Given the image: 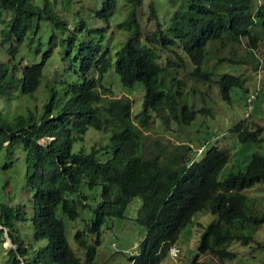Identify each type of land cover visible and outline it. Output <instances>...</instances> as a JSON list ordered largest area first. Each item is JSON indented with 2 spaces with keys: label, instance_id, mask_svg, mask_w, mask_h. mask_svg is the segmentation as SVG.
Returning a JSON list of instances; mask_svg holds the SVG:
<instances>
[{
  "label": "trees",
  "instance_id": "16d2710c",
  "mask_svg": "<svg viewBox=\"0 0 264 264\" xmlns=\"http://www.w3.org/2000/svg\"><path fill=\"white\" fill-rule=\"evenodd\" d=\"M94 1L96 7L85 13L79 8L72 11V0H0V51L7 55L0 59V150L5 149V165H10L14 147L20 144L24 149L25 182L32 189L35 209L33 238L45 241L38 248L26 246L16 225L27 218L24 205L0 203V224L18 248H10L7 264H93L103 223L123 216L136 195L141 198L136 220L146 232L138 253L129 257L132 264H158L181 228L203 208L214 218L204 227L198 251L187 264H215L199 258L203 254L222 262L232 260L236 251L231 245L253 240L264 222V208L243 191L264 180V154L253 152L244 169L219 179L227 148L212 144L196 159L189 155L191 146L185 150L178 143L168 148L158 141L145 154L144 129L157 118L164 126L175 122L178 128L195 122L201 131L204 116L214 114L201 85L212 81L221 99L228 103L242 99L244 110L252 93L248 117L255 111V100L263 102L264 110V87L257 86V70L252 87L241 72L217 70L226 59L237 69L246 62L258 68L261 58L255 50L259 32H264V5L254 0H151L149 15L141 16L155 23L151 28L138 15L142 0L90 3ZM122 5L127 8L125 16ZM71 15L75 17L70 19ZM92 18L98 21L92 23ZM115 31H121V42L112 51L109 39ZM45 34L47 45L41 48ZM218 43L229 44L231 55L221 54ZM238 46L245 52L238 53ZM215 47L216 61L210 66L207 61ZM59 58L63 67L58 73L65 84L49 88L40 111L37 105L24 113L15 112L14 105V112L7 111L11 97L33 93L47 61ZM112 65L114 70L106 74ZM67 71L77 77L65 79ZM115 73L125 86L142 82L144 94L137 112L126 96L100 94L98 88L113 92L108 78L115 79ZM248 117L242 115L229 130L242 142L262 141L264 125L249 123ZM89 127L108 133V140L92 143L89 150L84 145L73 150ZM97 185L99 198L91 206L85 187ZM81 209H89V216L84 217ZM64 218L84 222V227L73 230L83 259L67 239ZM4 231L0 229L1 234ZM258 246L264 248V243Z\"/></svg>",
  "mask_w": 264,
  "mask_h": 264
},
{
  "label": "rangeland",
  "instance_id": "374dc122",
  "mask_svg": "<svg viewBox=\"0 0 264 264\" xmlns=\"http://www.w3.org/2000/svg\"><path fill=\"white\" fill-rule=\"evenodd\" d=\"M34 1L38 2L40 0ZM90 1L91 0H72L71 9L74 11L79 8L81 12L88 13L89 7H96V1H94V3H90ZM101 1L102 0H98L97 2L101 3ZM150 1L151 0H142L141 4L138 6V15H140V19H142L141 16L147 17V15H149ZM254 1L256 4L264 5V0ZM121 3L122 0H120L119 4ZM121 9L123 10V16H125L124 13H126L127 8L122 5ZM171 12L172 10H169L167 15H170ZM74 17V15H71L69 18L73 19ZM97 21V19H91L92 23ZM142 21L151 26V28H154L155 23L153 21L146 22L145 19H142ZM70 25L72 28V22ZM41 29H48V27L46 25H42ZM145 29L147 28H143V30ZM120 32L121 31H118V33ZM118 33L115 31L109 39V45L111 46L112 51H114L121 42V37H119ZM47 39L46 34L40 39L42 42L41 48L47 45ZM245 43L246 40H244V44ZM174 48L179 50L177 46ZM230 48L229 44L221 45L218 43V49H220L221 54L226 57L231 55ZM216 50L217 47L211 49L212 52L207 61L210 66H212L216 61ZM243 52H245L243 47L238 46V53ZM255 52L261 58L257 69L253 68L251 62L243 63L241 68L237 69L236 64H232L231 61L226 59L217 66V70L226 71L231 69L241 72L248 78L246 85H249L250 87H252L250 85V81L256 72L255 70H257V86L262 84L264 87L263 31L259 32L258 47ZM165 53L167 55H172L170 50H166ZM39 57L40 53L36 54L35 59H39ZM33 58L34 57H32L31 60ZM0 59H7V55L4 51H0ZM62 67V60L60 58L58 62L57 60L49 59L44 68V76L42 77L37 89L33 93H19L18 96L11 97V101L9 103L10 106L8 107L7 104L5 106L8 109L7 111L14 112L15 110H12L13 105L17 106L16 108L18 111L15 112L24 113L29 107H35L36 105L39 106L38 109L40 111L42 106L41 103L46 97H49L51 92L49 88L51 86L59 88L61 85L65 84L64 82H61L62 78L58 73ZM67 70L71 71L72 69ZM112 70H114L113 65L110 67L109 71L106 72V74L112 72ZM68 71L63 75L65 79L70 80L72 77H77L75 72L72 71L71 74H68ZM108 79L111 80L109 85L113 88V92L106 93L102 88H98L101 91L100 94L104 98L110 96H126L131 100L133 112H137L141 107L144 94L142 82L136 81L131 86H125L121 83L119 76L116 73L115 79H111V77ZM109 80L106 82L109 83ZM209 84L205 83L201 85V89L206 91L208 96L207 99L210 100L212 108L214 109V114L212 117H210V115L204 116L205 123L200 126L201 131H197L195 122L191 125H185L182 128H178L175 122H171L170 126H164L160 120L154 118L150 125L144 129L143 149L145 154H150V148L155 147L158 141L168 148H173L176 144L180 143V146L185 150L191 146L192 148L191 151H189V155L193 156V152L195 151V157L199 158L202 156L206 148L216 143L218 146L229 150L228 159L218 173V178L222 179L231 171L244 169L253 152L257 151L264 154V139L260 142H242L236 136V133L228 130L237 119H240L242 115L244 117L243 100L239 99L232 103L225 102L221 99L222 97L215 85V81H212L211 85ZM201 103L202 101L199 102V104ZM262 103L263 102L260 100L254 101L255 111L247 118L249 123L255 122L257 125H264V110L262 108ZM133 120L139 127L135 117ZM208 123L210 124L208 125ZM206 125L208 126L205 127ZM261 135L264 138V130ZM197 139L203 142L202 151L198 149L200 145L197 144V142L195 143V140ZM106 140H108V133H103L97 131L93 127H89L83 140H80L73 145V150L78 149L82 145L89 150V146H91L92 143H100L101 141L105 142ZM105 157L106 153L100 154L101 159H104ZM7 160L8 159L5 157V149L2 148L0 150V203H6L9 205H16L20 203L24 205L27 218L22 221H17L16 225L19 229L18 235L22 238V240H24L26 246L30 243L33 247L38 248L40 245L44 244L45 241L43 239L35 240L33 238L35 209L31 203L32 189H30L25 182L26 162L25 152L22 145L19 144L14 147L12 153V163L10 165H5ZM85 188L88 191V202L91 206H94L99 198L100 185L93 188ZM243 191L256 199V203L259 208H264V180L256 182L252 186L246 187ZM140 203V196H133L127 204L123 216L111 217L105 220L101 227L100 243L97 247L93 264H131L129 256L130 254L138 251L139 243L146 232V227L136 220ZM81 212L84 217L89 216V209H81ZM213 218L214 214L207 208L196 211L192 215L190 221L181 228L174 241V244L180 248L178 254L174 256L167 252L158 264H187L192 256L198 251L197 246L204 227ZM64 220L67 239L76 254L83 259L82 253H77L78 247L76 245V241L73 239V230L77 227H84V222H82L83 220L79 218L75 222L67 218H64ZM0 229H5L2 234L0 233V264H7L9 263L10 248H13L14 250H18V248L10 239L8 230L4 227L2 228V224H0ZM258 243H264V222L256 229L253 240L246 244L235 242L231 245V248L236 251V256L232 260L227 259L222 262L218 260L216 256L211 254H203L200 255L199 258L202 260H208L209 262L215 264H262L264 262V248L258 246ZM80 250L82 251L81 248ZM21 259H23V256Z\"/></svg>",
  "mask_w": 264,
  "mask_h": 264
},
{
  "label": "clouds",
  "instance_id": "9594fccd",
  "mask_svg": "<svg viewBox=\"0 0 264 264\" xmlns=\"http://www.w3.org/2000/svg\"><path fill=\"white\" fill-rule=\"evenodd\" d=\"M100 92H101V91H100ZM119 97H120V96H119ZM245 106H246V109L244 110V117H248V115L250 114L249 111H251V109H252V102H251V108L248 110V109H247V99H246ZM228 130H229V129H228ZM51 138H53V137H51ZM198 149H200V151H202V150H203V145H200V147H199ZM200 151H199V152H200ZM194 152H195V151H194ZM194 152H193V156H191V157L196 158V157H195V153H196V152H195V153H194ZM197 153H198V152H197ZM203 153H204V152H203ZM200 157H201V156H200ZM200 157H199V158H200ZM196 159H198V158H196ZM144 236H145V235H144ZM143 238H144V237H143ZM143 238H142V239H143ZM10 239H11V238H10ZM140 242H141V241H140ZM139 244H140V243H139ZM173 246L178 247L177 245H175L174 243H172V244L169 246L168 251H167V252H169L170 254H172V253L170 252V249H171V247H173ZM178 249H179V251H180V248H179V247H178ZM138 251H139V249H138ZM138 251L135 252V253H133V254H130V256H131V255H134V254H136V253H138ZM179 251H178V252H179ZM178 252H177L176 254H172V255L175 256V255L178 254ZM130 256H129V257H130ZM129 259H130V258H129ZM130 262H131V264H132V261H131V260H130Z\"/></svg>",
  "mask_w": 264,
  "mask_h": 264
},
{
  "label": "built area",
  "instance_id": "2783aa9c",
  "mask_svg": "<svg viewBox=\"0 0 264 264\" xmlns=\"http://www.w3.org/2000/svg\"><path fill=\"white\" fill-rule=\"evenodd\" d=\"M253 97V94L251 93L250 96L247 98V109L249 110L251 108V101L250 99ZM179 251L178 247H171L170 252L172 254H176Z\"/></svg>",
  "mask_w": 264,
  "mask_h": 264
}]
</instances>
